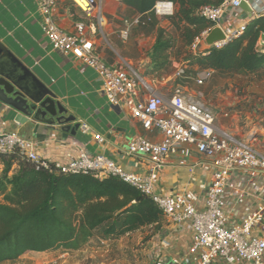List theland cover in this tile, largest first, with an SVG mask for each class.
I'll use <instances>...</instances> for the list:
<instances>
[{"label": "crops", "instance_id": "crops-1", "mask_svg": "<svg viewBox=\"0 0 264 264\" xmlns=\"http://www.w3.org/2000/svg\"><path fill=\"white\" fill-rule=\"evenodd\" d=\"M256 1L261 5L264 3V0ZM65 2L57 0L54 19L58 26L71 32L74 22ZM75 10L81 17L80 10ZM122 11L134 12L135 9L126 3L106 0L105 25L99 27L94 20H89L87 25L96 28L97 33L92 35L96 41V51L108 65L122 66L128 63L138 72L149 61L148 53L154 41V31L150 28V32L145 33L141 26H134L128 40L121 41L118 31L122 20L128 18L120 16ZM250 18L241 8H229L222 22L226 31H230L243 22L247 23ZM104 38L109 41V45H105L108 41L105 42ZM146 42L149 43L148 47ZM0 44L45 83L56 94L57 100L68 109V114L76 117L75 122L81 123L75 135L60 131H54L51 135H27L14 130L0 108V129L16 131L36 141L37 153L55 167L65 164L69 158L84 150L90 154L106 152L124 170L135 173L144 171V159L127 156L124 153L126 144L136 134L154 140H159L161 135L157 130L145 131L141 122L132 118L125 107L109 104L101 91V81L92 69L51 48L40 30L39 15L31 0H0ZM115 45L119 49L114 48ZM208 47L202 39L194 51ZM248 76L249 81L240 88L234 87L235 94L242 88V92H246L243 96L230 94L229 91L224 95L217 92L215 103H206L218 114L215 124L221 134L249 141L264 154V107H257L264 105V90L260 92L261 88L264 89V70ZM144 79L155 88L160 85L167 87L173 81L168 77L160 80ZM172 83L174 86L175 83ZM182 84L189 91H194L187 82ZM230 97H233V101ZM227 107H231L230 110ZM96 134L101 135L103 140H96ZM181 149L168 154L156 190L160 193H184L196 205L203 206L205 189L212 178L210 160L199 154L194 146L188 147V155H184ZM180 161H184V164H180ZM231 182L233 189L225 193L224 202L229 222L237 223L248 211L264 204V173L242 172L234 175ZM147 231L149 229L123 235L109 241L107 246H100L97 238L92 237L87 246L80 250L61 251L58 248L41 252L28 251L14 261L1 264H192L187 260L193 235L188 224L171 222L165 218L161 229L150 239L141 242L144 239L142 234ZM252 234L264 236V218L261 226L253 228ZM134 242H141L142 247L134 249Z\"/></svg>", "mask_w": 264, "mask_h": 264}, {"label": "built area", "instance_id": "built-area-1", "mask_svg": "<svg viewBox=\"0 0 264 264\" xmlns=\"http://www.w3.org/2000/svg\"><path fill=\"white\" fill-rule=\"evenodd\" d=\"M31 1L39 15L40 30L51 48L92 69L101 81V91L109 104L125 107L132 118L141 122L145 131L157 130L161 135L159 140H154L136 134L127 142L124 153L144 159L145 169L141 173L124 170L106 152L90 154L84 150L56 168L61 172L93 171L100 178L115 175L150 196L165 218L175 223H186L192 229L187 251V260L192 264H264V236L252 234L254 227L261 226L264 204L248 211L237 223H231L224 202L225 193L233 189L231 181L234 175L242 172L264 173V154L249 141L221 134L215 124L216 110L201 99L200 93L195 94L182 84L191 80L196 85H203L212 78L214 70L203 69L192 73L186 61H179L168 77L177 82L172 93L165 97L130 64L108 65L103 60L92 38L96 33L94 25L77 21L73 24V31H65L54 19L57 0ZM71 1L99 27L107 22L104 12L106 0H84L85 8L77 0ZM112 1L125 3L128 0ZM240 1L223 0L217 6L205 5L201 8L200 14L213 21V27L219 26L225 33V39L212 46L222 47L244 31V22L230 31H226L222 22L226 11L229 8L238 9ZM250 8L252 16L264 15V3L261 5L256 1L250 4ZM151 12L158 18H167L174 13V3L172 0H156ZM149 15L145 12L124 18L118 31L119 39L127 41L131 29L150 20ZM212 28L206 30L201 38H196L193 50ZM94 138L103 140L99 134ZM189 146H194L199 154L207 157L212 167V178L205 189L203 206L196 205L184 193H160L156 190L168 154L182 147L181 152L188 155ZM14 148L38 166L50 168L47 158L37 153L36 141L16 131L0 129V155ZM180 164L183 165L184 161Z\"/></svg>", "mask_w": 264, "mask_h": 264}, {"label": "trees", "instance_id": "trees-1", "mask_svg": "<svg viewBox=\"0 0 264 264\" xmlns=\"http://www.w3.org/2000/svg\"><path fill=\"white\" fill-rule=\"evenodd\" d=\"M172 1L176 8L167 17L168 30L152 22L157 17L151 12L156 0L126 2L139 13H150V20L138 26L150 25L154 31L149 61L138 70L142 78L165 79L173 73L174 61L183 60L192 73L212 69L224 76L264 70V45L259 44L264 15L251 17L244 31L222 47L194 51L196 38L214 26L200 14L201 8L223 0ZM65 7L74 23L89 21L81 11L79 16L71 0H66ZM0 165V264L28 251L80 250L92 237L116 239L142 228L150 229L149 238L165 222L150 196L118 176L61 172L53 164L44 168L17 148L1 154Z\"/></svg>", "mask_w": 264, "mask_h": 264}, {"label": "water", "instance_id": "water-1", "mask_svg": "<svg viewBox=\"0 0 264 264\" xmlns=\"http://www.w3.org/2000/svg\"><path fill=\"white\" fill-rule=\"evenodd\" d=\"M255 2L241 0L239 8L251 17L250 4ZM224 39L225 33L219 26L204 36L208 46ZM259 44L264 45V33ZM56 97L45 83L0 44V108L14 130L27 135H51L54 131L75 135L81 123L75 122L76 117L68 114V109Z\"/></svg>", "mask_w": 264, "mask_h": 264}, {"label": "rangeland", "instance_id": "rangeland-1", "mask_svg": "<svg viewBox=\"0 0 264 264\" xmlns=\"http://www.w3.org/2000/svg\"><path fill=\"white\" fill-rule=\"evenodd\" d=\"M130 8H133V7H130ZM175 8H176V6L174 4V9ZM120 13H121V15H120L121 17H128L129 18V17H132V15L134 16L135 14H138L139 12L135 9L134 12L133 11L132 12L122 11ZM152 22H154L155 24H157V26H159V27H163L165 30H168L169 29V26H170L169 21H168L167 18H158V17H155V19L152 18ZM170 31L172 32L173 30H170ZM102 32H103V30H102ZM143 32H145V33L148 32L149 33L150 32V25L145 26V28H143ZM104 40H105V42L108 41L106 38H104ZM148 44L149 43L146 42V46L147 47H148ZM105 45H109V41L106 42ZM114 48L119 49V46L118 45H115ZM178 62L174 61V63H178ZM248 74H250V73H248ZM248 74L224 75V76H220V77L214 74V76L210 80H207L208 82H206L203 85H200V86L199 85H196L191 80H188L187 83L190 84L189 87H191L194 90L193 92L195 94H199L200 93L201 99L203 101H205V102L207 101V102H210L212 104V103H215V100H216L215 94L217 92L220 93V95H224L226 91H229L230 94L234 93V87L235 88L236 87L240 88V86L242 84H244L246 81H249L250 80V78H248L249 77ZM156 90L160 94H162L165 97H167L173 91V83L171 82V84H169L167 87L160 85V86H158L156 88ZM263 90L264 89L261 88L260 89V92H263ZM236 92L237 93L236 94L234 93V94L235 95H239V96L240 95L243 96L246 93V92H242V88L241 89H238ZM230 100L233 101V97H230ZM257 107L258 108H262V107H264V105H259ZM230 108L231 107H227V110H230ZM144 229H149V228H144ZM144 229L142 228L141 230H138V231H143L144 232ZM132 233H135V232H132ZM149 233H150V229H149V231H147V233L142 234V237L144 239L141 242H145V240L150 239L152 237L151 236L149 238H146V236H148ZM116 239H118V238H116ZM96 240H98V244H100V246H107V245H109L108 242L111 241V240H113V239H100V240L99 239H96ZM101 240L106 241V242H101ZM141 242L139 244H136V242L132 243L134 249L135 248H141L142 247L141 246ZM132 245H129V246L131 247Z\"/></svg>", "mask_w": 264, "mask_h": 264}, {"label": "bare ground", "instance_id": "bare-ground-1", "mask_svg": "<svg viewBox=\"0 0 264 264\" xmlns=\"http://www.w3.org/2000/svg\"><path fill=\"white\" fill-rule=\"evenodd\" d=\"M79 2V4L85 8L86 7V2L84 0H77Z\"/></svg>", "mask_w": 264, "mask_h": 264}]
</instances>
